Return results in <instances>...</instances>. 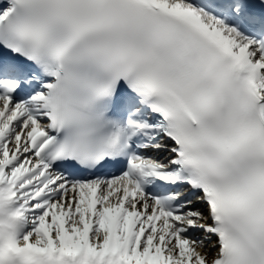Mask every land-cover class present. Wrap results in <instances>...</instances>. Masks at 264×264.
Returning a JSON list of instances; mask_svg holds the SVG:
<instances>
[{"label":"snow or ice","instance_id":"snow-or-ice-1","mask_svg":"<svg viewBox=\"0 0 264 264\" xmlns=\"http://www.w3.org/2000/svg\"><path fill=\"white\" fill-rule=\"evenodd\" d=\"M0 264H264V0H0Z\"/></svg>","mask_w":264,"mask_h":264}]
</instances>
